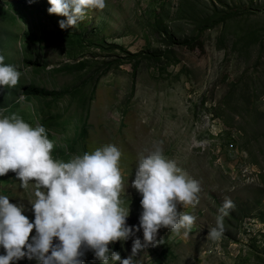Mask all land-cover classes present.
<instances>
[{
	"label": "rangeland",
	"instance_id": "rangeland-1",
	"mask_svg": "<svg viewBox=\"0 0 264 264\" xmlns=\"http://www.w3.org/2000/svg\"><path fill=\"white\" fill-rule=\"evenodd\" d=\"M63 19L37 0H0V55L20 72L0 116L43 125L53 159L116 146L129 226L141 211L137 156L156 142L199 181L198 201L177 205L195 218L187 235L158 229L162 243L137 264H264V0H105L76 28L61 29ZM0 195L31 222V182L21 188L8 171ZM225 197L234 208L208 239ZM131 242L109 247L123 259ZM81 259L100 264L91 250Z\"/></svg>",
	"mask_w": 264,
	"mask_h": 264
},
{
	"label": "clouds",
	"instance_id": "clouds-1",
	"mask_svg": "<svg viewBox=\"0 0 264 264\" xmlns=\"http://www.w3.org/2000/svg\"><path fill=\"white\" fill-rule=\"evenodd\" d=\"M49 14L61 29L76 28L86 14L102 10L105 0H47ZM0 55V90L15 86L20 72L5 64ZM0 109V112H3ZM53 142L43 125L30 126L19 115L0 116V176L12 171L26 187L31 182L35 199L30 202L33 219L22 214L21 204L0 195V264L35 259L37 264H83L91 250L100 264H137L138 251L162 243L158 229L187 235L194 222L190 214L177 210L198 201L200 183L189 177L175 160L163 155L159 142L138 154L130 186L140 194L138 225L129 226V215L120 198L122 178L120 150L109 143L67 162L53 159ZM233 202L225 197L217 208L215 224L206 237L216 240L223 233V220ZM34 232L29 236L30 231ZM142 238L137 237V231ZM132 237L130 255L121 259L109 245ZM55 238V242H54Z\"/></svg>",
	"mask_w": 264,
	"mask_h": 264
},
{
	"label": "trees",
	"instance_id": "trees-1",
	"mask_svg": "<svg viewBox=\"0 0 264 264\" xmlns=\"http://www.w3.org/2000/svg\"><path fill=\"white\" fill-rule=\"evenodd\" d=\"M18 1H21V0H18ZM39 2V5L42 7V8H45L47 9L48 7V3H47V0H37ZM5 64H9L5 59L3 61ZM15 87L16 86H13L11 88H8L7 86L4 87V89L0 90V97H4V101L0 103V108H4V106L7 105V102L5 100L9 99V97H13L14 96V92H15ZM33 90L37 91V93L39 94H43L45 95L47 93L46 90H43V89H40V88H34L33 87ZM55 95H59L60 92H55L54 93ZM0 254H3V250L0 251Z\"/></svg>",
	"mask_w": 264,
	"mask_h": 264
}]
</instances>
